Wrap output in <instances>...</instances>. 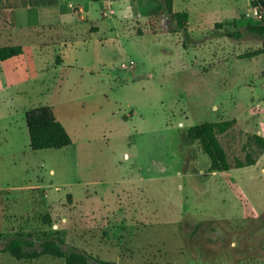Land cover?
Segmentation results:
<instances>
[{
  "label": "rangeland",
  "instance_id": "374dc122",
  "mask_svg": "<svg viewBox=\"0 0 264 264\" xmlns=\"http://www.w3.org/2000/svg\"><path fill=\"white\" fill-rule=\"evenodd\" d=\"M189 3L222 9L192 14L186 47L160 0L134 1L146 17L99 18L67 49L52 45L70 38L62 30L14 34L0 19V47L25 49L0 64L1 249L17 233L57 232L115 264H264V154L250 140L264 136V54L240 57L264 42L217 25L249 0ZM45 106L69 147L31 149L26 114ZM227 120L218 138L233 168L210 172L188 131ZM248 154L257 163L235 168ZM0 264L66 263L0 253Z\"/></svg>",
  "mask_w": 264,
  "mask_h": 264
},
{
  "label": "trees",
  "instance_id": "16d2710c",
  "mask_svg": "<svg viewBox=\"0 0 264 264\" xmlns=\"http://www.w3.org/2000/svg\"><path fill=\"white\" fill-rule=\"evenodd\" d=\"M162 7L160 11L168 15L175 24V32L182 33L184 47L193 43L189 32V12H175L174 0H160ZM252 6L257 9L261 19L260 25H248L243 31L234 30L228 32V36L241 38L244 33L259 37L264 42V0H252ZM238 29V28H237ZM22 45H11L0 47V64L11 58L24 54ZM264 54V48L243 54L241 59H251ZM27 126L30 135V147L32 150L63 149L72 145L73 140L66 127L60 122L49 106L32 109L26 114ZM236 120L220 122H205L191 127L188 131L190 141L198 142L205 154L210 158V172H223L233 168L227 151L218 138V134L226 133L234 126ZM250 140L258 148V155L264 154V136L253 134ZM257 159L248 154L247 162L238 160L235 168H243L255 165ZM47 223H51L50 217L46 216ZM6 236L0 233V242ZM39 245V247H36ZM0 253H8L16 260L31 261L44 256H52L63 259L66 264H115L101 260L90 253L80 252L69 246L57 232H43L39 236L34 234L17 233L9 238L4 248H0Z\"/></svg>",
  "mask_w": 264,
  "mask_h": 264
},
{
  "label": "crops",
  "instance_id": "0c3cea01",
  "mask_svg": "<svg viewBox=\"0 0 264 264\" xmlns=\"http://www.w3.org/2000/svg\"><path fill=\"white\" fill-rule=\"evenodd\" d=\"M134 1L135 0H0V19L7 20L6 24H8L9 27H7L6 30L10 29L12 31L11 33L14 34H22L26 30H62L67 33L70 38L60 43H52V45L62 44L64 49H67L69 47L80 46L82 38L88 33V28L91 32H99L101 29L99 26V18L106 19L110 14L122 20H129L135 16L146 17L144 13H146L150 7L143 9L144 7L141 6L135 9L133 6ZM178 1L179 0H174V11L189 12L190 19L194 12L199 13L200 18H206L208 12L222 9L210 8L204 4L200 6L196 3H189L185 7V0H180L183 4L178 6ZM10 23H12V26H10ZM261 23L259 14L256 13V9L252 6V0H249V7L246 13H242V11L239 10L235 17L227 19L226 23H217V25L224 29H230L231 27L244 29L248 25L256 26ZM111 28L113 27L111 26ZM4 30V28H0V31ZM31 44L36 47L35 50L38 49L39 51L46 46L37 43ZM83 46H85L84 42ZM59 64L62 66L64 60L62 59Z\"/></svg>",
  "mask_w": 264,
  "mask_h": 264
},
{
  "label": "built area",
  "instance_id": "2783aa9c",
  "mask_svg": "<svg viewBox=\"0 0 264 264\" xmlns=\"http://www.w3.org/2000/svg\"><path fill=\"white\" fill-rule=\"evenodd\" d=\"M256 13H258L257 9H256Z\"/></svg>",
  "mask_w": 264,
  "mask_h": 264
}]
</instances>
